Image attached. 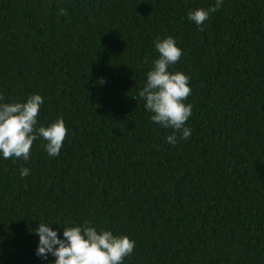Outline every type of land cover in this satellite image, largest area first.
<instances>
[{
	"label": "trees",
	"instance_id": "obj_1",
	"mask_svg": "<svg viewBox=\"0 0 264 264\" xmlns=\"http://www.w3.org/2000/svg\"><path fill=\"white\" fill-rule=\"evenodd\" d=\"M213 4L0 0V96L39 94V123L67 128L58 157L37 140L0 159V264H51L37 223L84 219L135 241L124 264H264V0H223L198 30L187 13ZM168 35L193 105L174 146L137 97Z\"/></svg>",
	"mask_w": 264,
	"mask_h": 264
},
{
	"label": "clouds",
	"instance_id": "obj_2",
	"mask_svg": "<svg viewBox=\"0 0 264 264\" xmlns=\"http://www.w3.org/2000/svg\"><path fill=\"white\" fill-rule=\"evenodd\" d=\"M222 4L223 0H214L208 8H194L187 13V19L203 30L204 22ZM153 44L157 56L150 61L137 97L152 123L172 130L165 142L174 146L178 143L177 133L180 140H187L192 133L187 122L193 105L185 102L191 94L189 77L181 71H170L182 55L173 36L157 37ZM43 103V97L35 93L11 102H4L0 96V159L28 161L37 140L44 141L43 148L49 157L59 156L67 128L60 117L47 124L39 123ZM18 172L22 179L30 175L27 167H21ZM50 225L56 224L39 222L33 232L38 238L34 254L42 261L52 257L51 264H124L135 248V241L128 236L98 228L89 219L56 229Z\"/></svg>",
	"mask_w": 264,
	"mask_h": 264
}]
</instances>
